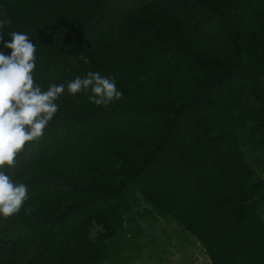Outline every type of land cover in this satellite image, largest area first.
Here are the masks:
<instances>
[{"label": "trees", "instance_id": "16d2710c", "mask_svg": "<svg viewBox=\"0 0 264 264\" xmlns=\"http://www.w3.org/2000/svg\"><path fill=\"white\" fill-rule=\"evenodd\" d=\"M0 20L4 42L36 46L42 91L65 85L2 169L29 199L0 216V264H127L160 218L211 264H264V177L246 153L264 150V0H0ZM90 71L122 98L69 93Z\"/></svg>", "mask_w": 264, "mask_h": 264}, {"label": "clouds", "instance_id": "9594fccd", "mask_svg": "<svg viewBox=\"0 0 264 264\" xmlns=\"http://www.w3.org/2000/svg\"><path fill=\"white\" fill-rule=\"evenodd\" d=\"M8 23L10 21L0 20V29ZM9 36L11 40L4 42L3 34H0L3 48L11 50L10 55L0 50V216L5 218L19 213L29 195L27 185L14 183L2 169L14 168L26 145L44 135L58 112L56 101L65 91L64 84H51L42 91L33 77L36 46L25 33L12 32ZM67 90L72 95L90 92L89 101L104 107L123 96L114 77L92 71L83 78L77 76L70 81Z\"/></svg>", "mask_w": 264, "mask_h": 264}, {"label": "rangeland", "instance_id": "374dc122", "mask_svg": "<svg viewBox=\"0 0 264 264\" xmlns=\"http://www.w3.org/2000/svg\"><path fill=\"white\" fill-rule=\"evenodd\" d=\"M246 153L250 166L264 177V150ZM150 233L140 239V251L128 255L127 264H211L199 241L178 224L160 218Z\"/></svg>", "mask_w": 264, "mask_h": 264}]
</instances>
